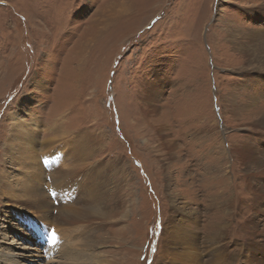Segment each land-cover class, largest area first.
<instances>
[{
  "label": "rangeland",
  "instance_id": "obj_1",
  "mask_svg": "<svg viewBox=\"0 0 264 264\" xmlns=\"http://www.w3.org/2000/svg\"><path fill=\"white\" fill-rule=\"evenodd\" d=\"M263 5L264 0H0V251L60 254L63 262L55 257L51 264H161L162 231L173 217V202L196 209L198 228L232 205L234 217L225 215L221 222H229L234 245L252 213L249 168L242 163L236 170L235 154L226 158L216 151H230L246 137L256 147L264 133L255 131L256 112H264V83L246 79L257 68L248 66L240 41H231L238 33L241 44L249 42L248 30L263 26L256 12ZM257 45L262 55L264 47ZM153 82L158 91L147 96ZM16 120L36 126V161L27 170L26 161L17 166V145L26 139L16 131ZM81 141L83 152H72ZM46 157L65 169L83 157L89 169L56 183L47 171L39 186ZM121 160L124 170L111 168ZM97 164L101 184L92 187L83 179ZM207 164L215 171L205 172L201 167ZM192 172L193 179L187 176ZM34 184L42 187V208L28 192ZM79 190L82 199L76 201L72 193ZM94 193L101 220L94 210L90 221L56 222L65 200L89 213ZM255 220L264 224L263 215Z\"/></svg>",
  "mask_w": 264,
  "mask_h": 264
},
{
  "label": "bare ground",
  "instance_id": "obj_2",
  "mask_svg": "<svg viewBox=\"0 0 264 264\" xmlns=\"http://www.w3.org/2000/svg\"><path fill=\"white\" fill-rule=\"evenodd\" d=\"M256 12H258V14L261 15V18L264 19V5L260 6L259 9H256ZM248 31L249 32L245 34V37L248 39L249 42H244L243 44H241L242 39L239 38L238 33L232 36L233 40L231 39V41L234 43H237L236 40L240 41L237 44L240 47L241 51L245 52V56L249 58L246 61L248 66L251 67L252 65L255 64L254 68H257L255 69L256 71L254 72V74H252L250 78H246V79L255 80V82L257 83L259 82L264 83V50L261 55V54H258L255 49V45L257 44L264 47V23L261 28L248 30ZM248 72L249 71H247V73ZM158 86L159 85H157V82L151 83L149 89L147 90L148 93L146 95L150 96L152 94H155L158 91L157 89ZM152 100H154L155 102L154 98H148L149 103ZM256 113L257 115L259 114V120L255 122V127L259 129H255V131L262 132L264 131V112L263 113L256 112ZM17 118L18 116L14 117V119H17ZM14 125L17 126L16 131L21 133V137L26 139L25 145H20V144L17 145V155L19 157V164L17 166L18 167L26 166L25 164V161H26L29 164L28 167H25L27 170L36 161L33 156V151L36 147L33 141L34 135L36 134V132L34 131V128L36 126L34 125L31 127H27L22 120H16ZM261 135H262L261 142L258 143L256 147H251L250 143L247 141L248 138L250 137L248 138L246 137V140L244 141L237 140V142H234L232 144L230 151H227L225 148L224 150L218 148V150L216 151V152L221 153L226 158H228V156H231L230 154H232V156H234L235 154L234 159L232 161V166L235 167L236 170L241 169L242 163H245L244 165L249 168V170L245 174L246 175L245 182L247 184V187L250 189V193L252 194V200L250 203V210L252 213L251 215L247 216L244 222L242 223L240 222L241 223L240 232L242 234V237H239L240 239L238 241L236 240V242L233 245L232 240L229 239V233H228L229 222L227 224H224L225 221L221 222L223 219V216L225 215H229L231 217L233 216L232 205H229L227 209L216 210L214 215H211L206 220L204 226L202 225L201 227L198 228V222H197L198 220L195 218L196 209L192 210L191 208L192 206L190 204H187L186 206L181 207V206H176L177 205L176 202H173L171 209H170L172 210L171 213H173V217L170 216L168 218V221L164 224L163 231H162L163 238L165 239V244L163 245V248L160 250V254H159V259L162 257V261H163L161 264H262V263L264 264V261L261 260L263 251H264V246H262L263 244L262 238L264 237V224H262L260 221L258 222L255 220L257 217L261 215L264 216V139H262V137L264 136V133ZM80 144L82 147L77 146V148L72 150V152L81 153V150L85 146L82 141L80 142ZM251 152H254L255 155L252 156ZM15 157H16V153L14 151L12 159L9 160L10 163L13 165H14ZM86 160L87 159L82 157L79 162H74L72 164L74 165V164L79 163L78 166H72V167H68L67 169H65V168H58V166L52 161L50 157H46V159L41 161V164H42L41 168H46L47 170L41 172L42 177L40 178L38 177L39 178L38 185L41 186L42 184H44L41 182L44 179L43 177L46 176L47 171L49 172L54 183H56L55 179L62 180L63 178V180L65 179L68 180L70 179L69 176L72 174L74 175L73 177L76 176V178H78L81 175L79 173H82L85 169H87L86 171H88L89 169V167L87 166L88 162H86ZM247 163H250V165H248ZM101 167H102V164H97V166L94 167L93 170L91 171L94 174L88 175V178L85 180L83 179V181L88 182V185L89 186L91 185L92 187H94V185L101 184L102 176L95 175L99 173V170L101 169ZM111 168L117 169V170L123 168L124 170L126 168V164L125 162H123V160H121L117 162L114 166H112ZM201 168L205 172H208V173L211 171H215V168L209 164L203 165ZM106 170H104L105 174L107 173ZM87 173L88 172L85 173V176H87ZM21 174H23V176L26 178L24 167H23V170H21ZM27 175L29 176V179L31 180V182H33L36 174L31 172V174H27ZM187 176H191L192 179L194 178L193 172L190 174H187ZM76 178L75 179L73 178V179L76 180ZM204 180L206 181V179ZM76 181H78V179ZM83 181H82V184H83ZM201 183L202 182L199 181L198 186H201ZM59 184L56 185V188L61 189L62 184L61 185ZM38 185L37 184L32 185V188L31 189L29 188L28 192L32 196L36 197L39 207L42 208L41 205H44V204L40 205V197L42 199V195H41L42 187H39ZM53 188H51V190ZM56 188L54 191H56ZM91 189L92 188H90L89 191ZM126 191L129 193L128 189ZM59 192L60 191L57 190L56 194L58 195ZM219 192L220 191H215V193H219ZM72 194H73L74 199L77 197L76 201H81L82 199L81 196L83 195V193L80 190L75 191ZM98 194L94 193V197L89 196L90 200L95 204V206L93 208L88 207L87 210H89V213L87 214L85 211L81 210L80 207L74 208V207H71L72 205H67L69 204L67 203V201L69 200H65L61 204V209L63 210L61 211L62 215L60 216V214L58 213L56 217L54 216V218H56L57 221L56 220L54 221L60 224L59 221L62 220V222L66 221L68 224V223L73 222L75 217L77 218L84 217V218H79L77 221H81V222L86 221V220H89L88 217L92 218L93 216H95L93 213L94 210L96 211L98 218L100 219L99 216L103 215L102 213L103 208L101 207V203L99 207L96 205L97 202L99 201V198H97ZM46 202H48L47 203L48 205L51 201L50 202L46 201ZM65 211H69L71 213L68 214V213H65ZM247 213H249L248 210H247ZM43 214L46 217H52L50 216L52 214H49L46 212L44 213V211H43ZM179 216H182V217L179 218ZM173 219H174V222L170 223V221ZM77 221H75V223ZM263 223H264V220H263ZM10 229H12V227H9V230ZM21 230L23 232L26 231L24 229H21ZM22 231L19 232V235L21 237H24L23 236L24 234L22 233ZM169 239H171L172 242H170ZM28 241L29 239H27L26 241L27 245H28ZM10 249L6 248V249H1L0 251V258L1 256L6 255L4 257V259L6 260L4 264H51L52 262L55 261L56 258L59 260V256H60V254H56V252H54L52 255L44 256L42 255L40 251H38L37 253H33L32 252L33 250L30 248L28 249V251L26 252L22 251L20 253L15 252V251H18V248H14L12 251ZM240 259H242L243 262L242 260L240 261ZM11 260L12 262H10ZM60 261L63 262L62 260H59V262Z\"/></svg>",
  "mask_w": 264,
  "mask_h": 264
}]
</instances>
